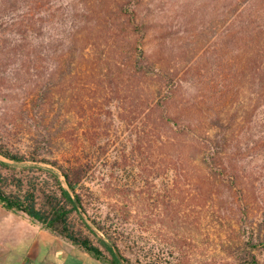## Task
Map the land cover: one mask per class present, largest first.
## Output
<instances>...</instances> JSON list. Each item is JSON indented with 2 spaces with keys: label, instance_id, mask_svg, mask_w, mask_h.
I'll return each instance as SVG.
<instances>
[{
  "label": "trees",
  "instance_id": "trees-1",
  "mask_svg": "<svg viewBox=\"0 0 264 264\" xmlns=\"http://www.w3.org/2000/svg\"><path fill=\"white\" fill-rule=\"evenodd\" d=\"M159 1L0 0V131L35 129L27 151L0 137V203L105 264H158L123 248L153 175L166 205L208 208L229 258L264 264V0H233L204 51L172 41ZM79 72L81 139L61 151L47 121Z\"/></svg>",
  "mask_w": 264,
  "mask_h": 264
},
{
  "label": "rangeland",
  "instance_id": "rangeland-1",
  "mask_svg": "<svg viewBox=\"0 0 264 264\" xmlns=\"http://www.w3.org/2000/svg\"><path fill=\"white\" fill-rule=\"evenodd\" d=\"M166 1H159L163 7L160 12L154 4L155 12L150 15L159 17L160 22L171 19L170 16L177 19L179 34L172 41L204 51L223 39V33L227 30L225 14L233 0ZM238 1L241 0H237L236 5ZM87 81V77L83 76L82 72L66 77L61 85V92L58 93L59 103L55 109L56 112L58 111L57 116L55 117V111H52L53 115L47 121L59 137L61 151H66L70 144L81 139V121H77L78 118L75 119L72 115L75 110L70 103L73 100L74 104L78 105L75 96ZM78 93L80 98L81 91ZM78 111L82 110L78 109ZM34 133L35 129L22 123L18 128L11 126L5 128V131H0V137L15 149L27 151L33 143ZM163 179L153 178L152 175L145 192L132 197L127 204V207L132 209L133 216L130 217L124 235L125 253L134 260L153 257L158 264H238L223 250V239L218 235L220 230L214 227L218 223L208 214V208L187 204L189 201L184 203V207L174 201L168 203V206L163 202V195L157 194ZM90 183L94 186L92 182ZM151 187L153 190L150 189ZM110 211L113 210L108 205L103 206V215ZM97 235L106 238L101 230H97ZM94 238L97 241V237Z\"/></svg>",
  "mask_w": 264,
  "mask_h": 264
},
{
  "label": "crops",
  "instance_id": "crops-1",
  "mask_svg": "<svg viewBox=\"0 0 264 264\" xmlns=\"http://www.w3.org/2000/svg\"><path fill=\"white\" fill-rule=\"evenodd\" d=\"M0 264H105L90 252L0 203Z\"/></svg>",
  "mask_w": 264,
  "mask_h": 264
},
{
  "label": "water",
  "instance_id": "water-1",
  "mask_svg": "<svg viewBox=\"0 0 264 264\" xmlns=\"http://www.w3.org/2000/svg\"><path fill=\"white\" fill-rule=\"evenodd\" d=\"M117 253H118V256H119V258H120V259H122V256H121V254H120L119 252H117Z\"/></svg>",
  "mask_w": 264,
  "mask_h": 264
}]
</instances>
